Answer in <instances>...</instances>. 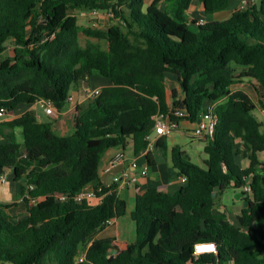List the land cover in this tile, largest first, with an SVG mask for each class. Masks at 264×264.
I'll use <instances>...</instances> for the list:
<instances>
[{
    "label": "trees",
    "instance_id": "16d2710c",
    "mask_svg": "<svg viewBox=\"0 0 264 264\" xmlns=\"http://www.w3.org/2000/svg\"><path fill=\"white\" fill-rule=\"evenodd\" d=\"M194 1L205 16L231 2L155 0L146 7L147 0H0V109L7 115L41 100L61 113L92 76L111 82L88 99L73 134H57L34 111L0 122V177L11 171L22 182L14 202H0V264H264V130L255 116L264 110V0L204 25L188 19ZM86 8L121 23L82 27L76 13ZM168 74L180 92L168 93ZM244 80L255 82L256 102L233 91ZM209 105L218 124L205 146L206 169L174 146L170 161L185 185L176 194L150 188L137 195V239L125 249L98 238L127 210L116 185L97 192L98 204L75 201L84 187L101 185L103 155L128 144L139 155L150 145L153 117L170 106L186 109L193 124ZM167 138L154 145L165 157ZM229 188L247 204L237 224L213 212L215 193ZM20 197L25 215L13 213ZM32 199L40 201L32 205ZM199 243H215L217 252L196 257Z\"/></svg>",
    "mask_w": 264,
    "mask_h": 264
},
{
    "label": "crops",
    "instance_id": "0c3cea01",
    "mask_svg": "<svg viewBox=\"0 0 264 264\" xmlns=\"http://www.w3.org/2000/svg\"><path fill=\"white\" fill-rule=\"evenodd\" d=\"M249 1L251 2V0ZM254 1L256 2V0ZM254 1H252V3H255ZM241 2L242 0H231L226 11L214 14L213 16H205L202 12V5L198 1H194L190 10L187 12V16L189 20L195 21L199 19H204L206 22L227 20L235 11L241 9ZM166 5L168 6L167 8L161 6L160 8L174 16L173 7L168 4ZM108 86H111V82L108 79L97 75L92 76L89 82L81 83L80 86L72 92V101L69 102L66 108L61 113L56 112L54 116H51V121L45 123H51L52 130L59 135L66 136L73 134L77 129L78 116L85 107L84 102L88 100L86 92L88 90L101 89ZM166 86L169 94L173 90H178L180 92L177 78L173 74L167 75ZM180 96L181 94L179 93V98H181ZM37 108H41L42 112L47 115L37 102L34 105H26V107H23L21 112L17 114H13L15 113L14 111L10 118L6 115L7 117H5L4 120L17 118L27 111H34L39 120L44 122L41 120L42 116ZM259 110L260 109L257 108L255 114L258 112L259 117H261ZM258 120H261V118ZM192 129L193 124L184 120L181 122L180 130L175 131L173 134L179 132L189 136ZM173 134L170 136H173ZM201 141L206 144L208 143L205 140ZM118 155H123L122 161L113 164L114 159ZM259 157L260 161L264 163V153L260 154ZM240 164L242 165V162H240ZM244 164L245 163H243V165ZM262 170L260 169V171L264 172V168ZM143 171H146L145 175H143ZM6 174L8 177L7 181L5 183L0 181V202H4V199H6L7 203H11L14 202L15 196L21 193L22 182H14L11 171H7ZM99 176L101 182L100 187L108 188L110 185H116L118 197L126 203V214L112 221L109 226L97 236L98 238H111L112 244L119 250L125 249L127 245L134 243L137 239V226L132 218V213L135 211L138 194L150 188H155L167 194H176L185 185V183L181 181V176H179L177 171L173 168L171 161H169L160 150H157L155 146L148 147L137 156L134 155L131 144H128L126 148L116 147L108 150L102 157ZM116 178L119 179V183L115 181ZM133 178H136V181H133ZM122 183H125V186H122ZM262 183L264 186V178L262 179ZM221 195L222 194L218 192L215 193L216 206L213 211L214 214H224L229 222L237 224V218L242 209L247 207L246 202L242 201L241 206L239 205L237 209L230 211L222 204L220 200ZM23 199L24 197H20L16 201L18 206L13 209L15 215H25ZM90 201L93 204H98L101 199L96 198ZM116 253L117 251L111 252L112 255H116Z\"/></svg>",
    "mask_w": 264,
    "mask_h": 264
},
{
    "label": "built area",
    "instance_id": "2783aa9c",
    "mask_svg": "<svg viewBox=\"0 0 264 264\" xmlns=\"http://www.w3.org/2000/svg\"><path fill=\"white\" fill-rule=\"evenodd\" d=\"M249 0H242L241 2V8H245L249 3H252ZM197 25H204L206 23V21L204 19H199L196 21ZM100 89H94V90H88L86 92V97L88 99H93L98 93H99ZM72 101V97L69 99V102ZM40 104V106L44 109L45 113L48 116H54L56 113V110L54 109V106L51 102L46 101V100H41L38 102ZM207 111L204 113H201L198 117V119L196 120L195 123H193V129L191 130L192 135L200 140H205L208 143L213 142L214 138H215V134H216V127L218 124V116L216 115L215 111H214V105H209L207 107ZM6 109L2 108L0 109V122L4 120V118L6 117L7 113H6ZM260 115H261V121L263 123V130H264V110L260 109L259 110ZM188 117H189V113L187 112L186 109H182V108H175V107H171L169 108V110L167 112H160L157 115H155L153 117V121L155 123V127H154V134L157 135V139L159 137H163V136H170L172 135L175 131L180 130L181 128V122L184 120L188 121ZM150 141V145L149 147H153L155 145V141L157 140H152L151 137H149ZM123 159V155H118L114 161L113 164L119 163L120 161H122ZM146 174V171H143V175ZM8 177L7 174L5 173L4 175H2L0 177V181L2 183H5L7 181ZM133 181H136V178L132 179ZM116 182L119 183V179L116 178L115 180ZM181 181L183 183H186V177H181ZM122 186H125V183H122ZM33 187H31L32 189ZM103 187L98 186L97 188L92 186V185H88L86 187H84L81 191H79L76 195H75V201L76 202H83L85 200H93L98 198L97 196V192H100L102 190ZM244 191L247 193H250V186L246 185L244 187ZM61 201L66 200V196H60L59 197ZM40 201V199H32L31 200V204L35 205ZM199 244H206V243H199ZM215 245V252H217V246L215 243H212ZM206 254V253H205ZM199 255H195L196 257L200 256Z\"/></svg>",
    "mask_w": 264,
    "mask_h": 264
},
{
    "label": "rangeland",
    "instance_id": "374dc122",
    "mask_svg": "<svg viewBox=\"0 0 264 264\" xmlns=\"http://www.w3.org/2000/svg\"><path fill=\"white\" fill-rule=\"evenodd\" d=\"M155 0H147V6L151 5ZM255 2V1H254ZM259 0H256L255 4H258ZM159 5L163 8H167L168 6L161 1ZM76 15L78 16L79 19V25L82 27H90L93 29H101V30H107L110 26L112 25H119L121 22L120 20L116 19L112 14L110 13H104V12H97V11H92L90 9H83L80 12H77ZM80 42L81 45L85 46L87 42V38L84 36V34H80ZM106 44H104L105 46ZM11 48L12 45L8 44L7 45V51L5 52V55L8 56L11 53ZM241 69L237 70V75H240ZM80 86V85H79ZM78 86V87H79ZM255 82L251 83V81L244 80V83H241L239 85H236L233 87V91L237 90H243L245 91L255 102L257 100L256 98V92L254 89ZM77 87V88H78ZM89 100L84 102V106H87ZM23 107H26L25 104L19 105L14 111L17 114L21 112ZM38 112L41 114L42 119L44 122H50L51 121V116L45 115L41 108H37ZM12 113L8 114V118L12 117ZM258 119L259 117L258 112L255 114ZM7 117V116H6ZM19 139L21 140V130H17ZM157 138L156 134H153L151 136V139L154 140ZM180 145V147L183 149V151L186 152L188 155L190 162L202 169H206L205 161L209 158L208 154L205 152V146L206 143L201 141L200 139L195 138L192 133L187 135H183L179 132L176 134H173V136H170L167 138V146H168V151L166 158L168 160H171V149L174 146ZM161 152V151H160ZM162 153V152H161ZM235 192L233 189L229 188L225 190L222 195L220 196V200L222 204L230 211L233 209H237V206L242 205V200L235 198ZM4 202L7 203L6 199H4Z\"/></svg>",
    "mask_w": 264,
    "mask_h": 264
},
{
    "label": "clouds",
    "instance_id": "9594fccd",
    "mask_svg": "<svg viewBox=\"0 0 264 264\" xmlns=\"http://www.w3.org/2000/svg\"><path fill=\"white\" fill-rule=\"evenodd\" d=\"M214 252H215V245L212 243L194 245V253H193L194 255L214 253Z\"/></svg>",
    "mask_w": 264,
    "mask_h": 264
}]
</instances>
